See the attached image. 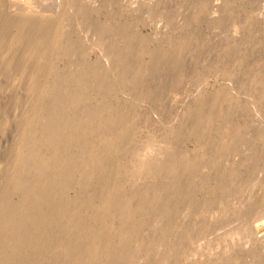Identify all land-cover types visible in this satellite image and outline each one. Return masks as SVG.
<instances>
[{"label":"rangeland","instance_id":"rangeland-1","mask_svg":"<svg viewBox=\"0 0 264 264\" xmlns=\"http://www.w3.org/2000/svg\"><path fill=\"white\" fill-rule=\"evenodd\" d=\"M0 264H264V0H0Z\"/></svg>","mask_w":264,"mask_h":264}]
</instances>
